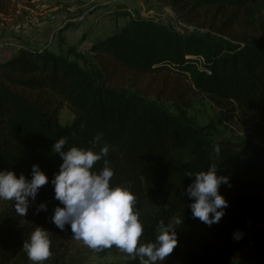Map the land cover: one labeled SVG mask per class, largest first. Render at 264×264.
<instances>
[{
    "label": "trees",
    "instance_id": "obj_1",
    "mask_svg": "<svg viewBox=\"0 0 264 264\" xmlns=\"http://www.w3.org/2000/svg\"><path fill=\"white\" fill-rule=\"evenodd\" d=\"M30 1L0 0V17ZM173 5L187 23L210 33L180 36L151 21L130 20L91 45L92 70L28 47L0 61V171L30 179L35 164L49 179L30 199L28 224L3 229L16 220L12 210L0 214V264H32L22 247L37 226L49 232L51 255L44 264H56L58 244L79 242L69 226L60 230L51 222L59 202L50 181L62 163L52 145L64 138V150L93 149L90 141L98 133L102 140L93 150L109 148L110 185L126 186L136 197L142 242L155 239L160 221L166 225L176 217L183 222L174 226L177 245L166 260L264 264V149L251 146L240 156L212 138V126L199 128L187 115L194 97L202 96L238 110V117L264 121V27L254 25L264 0H173ZM64 108L73 115L66 127L58 121ZM229 111L226 120L234 115ZM209 163L228 177L219 187L228 207L211 226L192 218V201L184 195L194 179L187 174L206 171ZM102 167L103 159L94 165ZM41 203L46 210L38 209ZM234 232L241 238L234 239Z\"/></svg>",
    "mask_w": 264,
    "mask_h": 264
},
{
    "label": "clouds",
    "instance_id": "obj_2",
    "mask_svg": "<svg viewBox=\"0 0 264 264\" xmlns=\"http://www.w3.org/2000/svg\"><path fill=\"white\" fill-rule=\"evenodd\" d=\"M102 140L101 134L92 137L93 149ZM66 139L58 138L52 150L59 154L62 163L50 183L54 199L59 202L51 216L56 228L64 230L69 226L73 239L85 246L100 251L115 246L126 254L129 260L139 264H163L165 258L177 245L175 225L183 219L173 217L166 225L158 223L155 239L142 242V223L139 220L136 197L126 186H111L110 178L114 172L109 166L107 144L99 151L71 147L64 150ZM218 157L220 146L212 150ZM103 159V167L94 169L96 162ZM218 165L209 163L206 171L188 173L194 177L184 195L192 201L188 207L192 218H198L207 226L218 223L224 216L228 202L219 193V187L228 184V177L217 175ZM49 183L48 177L38 165L33 164L30 179L23 174L17 178L12 171H0V201H12L18 215L24 216L29 200H35L41 186ZM39 210H46L41 203ZM242 233L234 232L233 238L240 239ZM23 251L32 264H44L51 255L49 232L35 227L24 241Z\"/></svg>",
    "mask_w": 264,
    "mask_h": 264
},
{
    "label": "rangeland",
    "instance_id": "obj_3",
    "mask_svg": "<svg viewBox=\"0 0 264 264\" xmlns=\"http://www.w3.org/2000/svg\"><path fill=\"white\" fill-rule=\"evenodd\" d=\"M130 20L151 21L180 36L210 33L208 29L187 23L173 0H31L19 4L12 16L0 17V61L28 47L49 50L85 70H92L96 60L90 51L91 45L118 33ZM254 20L255 28L264 27V9L255 14ZM201 63L197 59V66ZM228 110L234 114L230 120L223 118ZM237 114L238 110L216 105L202 96L194 97L187 110L196 126H212V138L229 144L240 156L246 155L251 146L264 149V121L241 118ZM72 120L73 115L66 108L59 112L62 127L69 126ZM8 209L13 211L11 218L16 222L13 227L2 225V228L16 230L28 224L34 204L29 200L26 214L18 219L12 201L0 203V214ZM55 254L56 264H139L115 246L94 251L81 241L58 244ZM163 264L175 263L165 259Z\"/></svg>",
    "mask_w": 264,
    "mask_h": 264
}]
</instances>
